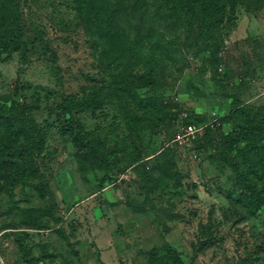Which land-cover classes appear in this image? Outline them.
<instances>
[{"label":"rangeland","instance_id":"374dc122","mask_svg":"<svg viewBox=\"0 0 264 264\" xmlns=\"http://www.w3.org/2000/svg\"><path fill=\"white\" fill-rule=\"evenodd\" d=\"M24 1L44 42L0 59V124L25 134L0 136V264H264V203L250 214L218 165L226 116L264 115V7L237 6L217 68L187 44L199 28L132 18L128 36L182 70L160 66L157 85L137 88L143 66L87 29L74 0ZM189 124L198 133L178 139ZM33 126L43 150L30 155Z\"/></svg>","mask_w":264,"mask_h":264},{"label":"trees","instance_id":"16d2710c","mask_svg":"<svg viewBox=\"0 0 264 264\" xmlns=\"http://www.w3.org/2000/svg\"><path fill=\"white\" fill-rule=\"evenodd\" d=\"M74 2L81 15L88 20L87 29L106 37L115 36L120 41V51L132 54L137 64L143 66V72L135 74L134 82L137 88L157 85L155 72L160 66L165 69V73L169 70L177 72V77L181 76L182 70L177 63L171 62L167 50L159 42L154 43L150 55H147L148 38L144 35L133 38L128 36L125 29L129 26L133 28L132 18L137 22L144 12V15L150 17L154 14L152 24L172 23L176 27V23L180 22L183 23L184 30L199 28V33L188 40L187 44L194 46L202 42L199 44L202 47L201 51L209 52L206 67L215 65L217 68L221 60V51L225 46L224 27L228 21H232L237 6L256 9L264 7V0H74ZM28 6L29 3L27 5L24 0H0V59L3 62L11 61L17 51L26 52L30 42H44L41 25L26 17L28 14L25 13V9ZM30 32H34V36H31ZM46 45L49 47V42H46ZM159 51L165 54V62L160 60ZM53 57L55 58L56 54H53ZM167 78L170 79V76ZM16 109L31 117L28 106L17 104ZM0 110L10 112L11 109L2 106ZM225 119L230 120L233 127L219 142L222 150L219 153L218 165L223 170L230 167L235 173L236 184L240 189L236 199L250 214H254L264 203V115L261 109L254 105H238ZM5 120L6 129L3 130L0 124V136L7 130V126L10 134L17 140L25 135L13 117L6 116ZM31 124H34L32 118ZM39 133V128L33 126L32 134L27 138L30 155L43 150ZM3 160L5 159L0 155V166H4Z\"/></svg>","mask_w":264,"mask_h":264},{"label":"built area","instance_id":"2783aa9c","mask_svg":"<svg viewBox=\"0 0 264 264\" xmlns=\"http://www.w3.org/2000/svg\"><path fill=\"white\" fill-rule=\"evenodd\" d=\"M197 133H198V129L196 125L189 124L185 129V134H178L177 138L181 139L182 137H186L187 139H190L192 136H195Z\"/></svg>","mask_w":264,"mask_h":264}]
</instances>
